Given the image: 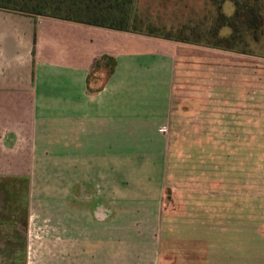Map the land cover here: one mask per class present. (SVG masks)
<instances>
[{"label":"crops","instance_id":"obj_1","mask_svg":"<svg viewBox=\"0 0 264 264\" xmlns=\"http://www.w3.org/2000/svg\"><path fill=\"white\" fill-rule=\"evenodd\" d=\"M181 44L0 9V264H159Z\"/></svg>","mask_w":264,"mask_h":264},{"label":"rangeland","instance_id":"obj_2","mask_svg":"<svg viewBox=\"0 0 264 264\" xmlns=\"http://www.w3.org/2000/svg\"><path fill=\"white\" fill-rule=\"evenodd\" d=\"M136 8L141 32L152 24L189 38V26L206 30L216 15L209 0H136ZM222 10L231 14L232 2ZM181 43L163 127L159 264H264V36L253 54ZM33 255L22 264H48L44 252Z\"/></svg>","mask_w":264,"mask_h":264},{"label":"trees","instance_id":"obj_3","mask_svg":"<svg viewBox=\"0 0 264 264\" xmlns=\"http://www.w3.org/2000/svg\"><path fill=\"white\" fill-rule=\"evenodd\" d=\"M209 1L216 15L206 30L196 32L198 26H189L192 38L184 36L181 28L174 35L159 33L152 24H147L146 33L141 32L137 27L136 0H0V9L253 54L252 47L261 43L264 36V0H229L233 4L231 14L222 10L226 0ZM223 28L228 31L222 34Z\"/></svg>","mask_w":264,"mask_h":264}]
</instances>
